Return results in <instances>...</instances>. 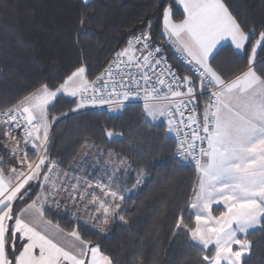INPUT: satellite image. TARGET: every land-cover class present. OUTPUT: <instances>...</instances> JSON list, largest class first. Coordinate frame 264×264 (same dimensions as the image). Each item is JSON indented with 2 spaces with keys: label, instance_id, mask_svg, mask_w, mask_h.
I'll return each instance as SVG.
<instances>
[{
  "label": "snow or ice",
  "instance_id": "1",
  "mask_svg": "<svg viewBox=\"0 0 264 264\" xmlns=\"http://www.w3.org/2000/svg\"><path fill=\"white\" fill-rule=\"evenodd\" d=\"M91 3L81 0V28ZM161 7L159 35L192 65L190 74L167 64L149 20L94 79L81 65L58 85L40 83L0 110V147L6 154L0 161L13 165L0 166V264H117L77 228L65 231L46 218L49 205L59 209L61 201H70L101 231L117 218L128 223L116 179L131 167L125 157L117 155L119 167L110 172L105 167L100 175L85 172L69 179L50 156L49 132L57 119L50 109L64 95L77 98L72 111L104 105L119 111L142 101L145 122L166 121L165 135L175 133L177 141L173 157L190 159L196 172L172 235L189 238L188 247L199 253L198 264H243L252 247L250 230L264 231V59L258 60L264 53V30L242 24L225 0H171ZM174 8H182V18L174 19ZM225 41L234 55L243 50L246 56L230 75L216 61ZM104 131L110 139L118 135ZM136 171L139 185L144 170ZM214 205L218 214H213ZM150 264L160 262L153 258Z\"/></svg>",
  "mask_w": 264,
  "mask_h": 264
},
{
  "label": "trees",
  "instance_id": "2",
  "mask_svg": "<svg viewBox=\"0 0 264 264\" xmlns=\"http://www.w3.org/2000/svg\"><path fill=\"white\" fill-rule=\"evenodd\" d=\"M225 2L246 27L264 30V0ZM169 3L171 0H92L81 28V0H0V110L40 83L58 85L81 65L93 79L125 46L128 36L146 28L149 20L153 40L174 61L166 38L159 35L161 6ZM174 12V18H182L181 9L174 8ZM234 52L226 43L216 57L217 67L229 75L238 72L246 61L244 52ZM259 59H264V53ZM74 104L73 99L61 96L50 109V116L57 117L49 132L50 156L60 162V170L74 176H81L84 168L88 173L91 169L119 167L116 156L125 157L131 167L120 172L117 179L124 189L136 187L124 194L122 214L128 223L117 218L101 231L88 218L53 206L46 211V218L65 231L77 228L117 264H150L153 258L160 264H198L199 253L188 247L189 238L183 233L172 235L175 218L191 195L195 166L173 157L176 139L165 135V122H145L140 104H130L119 113L108 109L72 111ZM104 130L118 135L110 139ZM89 150V155L81 157ZM109 152L113 153L112 161ZM0 158L6 159L3 147ZM89 160H98L97 165L88 164ZM0 166L13 165L0 161ZM137 168L144 170L139 185ZM184 215L187 220L188 212ZM253 231L247 237L252 247L243 264H264V231L250 233Z\"/></svg>",
  "mask_w": 264,
  "mask_h": 264
},
{
  "label": "built area",
  "instance_id": "3",
  "mask_svg": "<svg viewBox=\"0 0 264 264\" xmlns=\"http://www.w3.org/2000/svg\"><path fill=\"white\" fill-rule=\"evenodd\" d=\"M140 31H138V32H135V33H133V34H131V35H129L128 36V38L130 37V36H132V35H134V34H136V33H139ZM127 38V39H128ZM157 45H159V44H157ZM166 45L168 46L169 45V42H167L166 43ZM169 47V46H168ZM169 50L172 52V54H173V59H174V61H171L170 59H169V56L165 53V51H163L162 52V55L166 58V61H167V64H170V65H172V67H173V69L174 70H177L179 73H181V74H184V75H187V74H190L191 72H193L194 71V69L192 68V65H189L188 63H187V61H186V59L184 58V56H182L181 54H179V53H175V52H173L172 51V49H170V47H169ZM114 56H115V54L110 58V60L107 62V64L105 65V67L108 65V63L114 58ZM104 67V68H105ZM104 68L103 69H101L100 70V72H102L103 70H104ZM131 71L133 72V73H135V69H131ZM159 71V68L157 69V72ZM99 72V73H100ZM99 73H97L96 75H98ZM95 75V76H96ZM95 76H94V78H95ZM93 78V79H94ZM155 78V77H154ZM169 79H170V77H169ZM210 91V90H209ZM205 100H207V95H205L204 97H203V99L199 102L200 103V105H201V109H202V107H203V103H204V101ZM128 102H126V104H127ZM131 104H140V105H142V101H133ZM109 107L107 106V105H104V106H88V107H85V108H83L82 110H79V111H85V110H99V109H108ZM201 116H202V111L199 113ZM174 136H175V134H174ZM175 139H176V136H175ZM176 143H177V141H176ZM176 159H178V160H180V161H182V162H184V163H187V164H191V165H193L194 166V163L190 160V159H185L184 157H180V156H176L175 157Z\"/></svg>",
  "mask_w": 264,
  "mask_h": 264
},
{
  "label": "crops",
  "instance_id": "4",
  "mask_svg": "<svg viewBox=\"0 0 264 264\" xmlns=\"http://www.w3.org/2000/svg\"><path fill=\"white\" fill-rule=\"evenodd\" d=\"M181 10H182V8H181ZM227 43L229 44V42H227ZM168 46L170 47V49H172L173 52H175V53H179V52L176 51V49H175L174 47L171 46V43H170V42H169V45H168ZM179 54H181V53H179ZM181 55H182V54H181ZM182 56H183V55H182ZM107 168L109 169V172H110L111 167H107ZM104 169H105V168H97L96 170H95V169H91L88 173H89V174H92V175H100V174L103 173ZM94 170H95V171H94ZM60 171H61V172H64V171H62V170H60ZM87 171H88V170H87L86 168L81 169V176H80V175H77V176L75 175V176H74V174H71V173L68 172V178L71 179V178H73V177H82V176L85 175V172H87ZM95 172H97V173H95ZM117 176H118V175H117ZM117 176H116V179H117ZM117 180H118V179H117ZM118 181H119V186L123 188V192H122L123 195L125 194V192H126V193H129V192H131V190H134V189L136 188L135 186H132V185H131L132 189H131V187L128 188V190H127V188L124 189L125 187H123V186L121 185L120 180H118ZM38 191H39V189H38ZM97 191H98V190H97ZM125 195H126V194H125ZM61 204H62L61 209H64V210H66V211H70V212H72V214H73V213H76V215H78L79 217H82V218H83V217H86V218H88V213H85L82 207H81L79 210H77L76 208H74L73 204H72L70 201H61ZM64 205H66V206H64ZM49 206H53V207H55L54 205H49ZM215 207H216V206L214 205V206H213V209H216ZM219 210H222V206H221V208H220ZM215 211L218 212V210H215Z\"/></svg>",
  "mask_w": 264,
  "mask_h": 264
},
{
  "label": "rangeland",
  "instance_id": "5",
  "mask_svg": "<svg viewBox=\"0 0 264 264\" xmlns=\"http://www.w3.org/2000/svg\"><path fill=\"white\" fill-rule=\"evenodd\" d=\"M174 19H176V18H174ZM227 43V41H225V42H223V44H226ZM234 49V48H233ZM241 52H244L243 50H241ZM64 96H66V95H64ZM66 97H68V96H66ZM69 98H71V99H73V101L74 100H76L77 98H73V97H69ZM74 108H75V104H74ZM79 110H82V109H79ZM79 110H77V111H79ZM108 110L111 112V113H119L121 110H119V111H114V110H111L110 108H108ZM150 120V119H149ZM151 121V120H150ZM161 121H163L162 119H158V120H155V121H152V122H161ZM163 122H165V124H166V121H163ZM51 127H52V124H51ZM51 127H50V129H51ZM175 133H171V135H174ZM116 136V135H115ZM92 151H85L84 153H82L81 154V157H84V156H86L87 154L89 155V153H91ZM93 152H94V150H93ZM88 162V164H91L92 166H94V165H97L96 163L98 162V160L95 162V161H93V160H89V161H87ZM105 162L107 163V162H109L107 159L105 160ZM109 163H111V162H109ZM216 209H213V214H218V212H216L215 210H218L217 209V206L215 207ZM251 231V230H250ZM234 248H235V246H234ZM249 254V253H248ZM248 254H246V255H248Z\"/></svg>",
  "mask_w": 264,
  "mask_h": 264
}]
</instances>
